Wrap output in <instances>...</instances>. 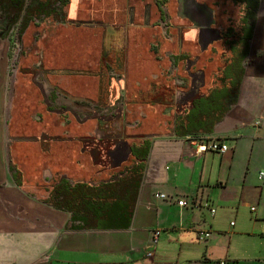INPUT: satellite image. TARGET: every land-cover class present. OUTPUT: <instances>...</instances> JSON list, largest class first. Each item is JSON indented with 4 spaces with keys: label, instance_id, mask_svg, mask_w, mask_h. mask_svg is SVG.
I'll list each match as a JSON object with an SVG mask.
<instances>
[{
    "label": "crops",
    "instance_id": "0c3cea01",
    "mask_svg": "<svg viewBox=\"0 0 264 264\" xmlns=\"http://www.w3.org/2000/svg\"><path fill=\"white\" fill-rule=\"evenodd\" d=\"M168 3L164 15L156 0H80L78 8L67 12L69 17L82 16L60 24L79 33L78 47H54L53 58L36 65L47 70L48 79L41 76L45 85L33 83L39 92L35 103L23 92L15 94L17 108L28 106L37 115L25 124L38 128L47 121L50 132H40L44 140L16 141L31 136L19 133L25 126L22 113L19 109L10 122L4 113L0 264H264L263 238L254 242L259 237L233 221L230 232L214 229V190L203 183V174L207 155L219 153H198V138L173 134L176 117L217 86L231 51L221 40L224 31L216 10L227 5L229 11L236 3ZM172 15L174 20H168ZM255 16L239 101L213 133L226 138L228 146L229 139H249L256 146L264 141V0H259ZM198 55L197 66L204 74L195 82L179 58ZM1 89L4 107L3 84ZM51 89L54 103L47 106ZM70 98L85 102L72 103ZM236 113L238 122L232 118ZM207 137L211 140V134ZM146 141V167L128 229L71 230L70 212L40 200L47 194L43 184L62 178L90 185L116 180L127 166L141 161L137 154ZM18 158L26 167L22 186L11 171ZM180 199L187 205L180 206ZM255 200L258 207L250 210H258V221L251 228L264 236V186ZM207 232L209 237H204Z\"/></svg>",
    "mask_w": 264,
    "mask_h": 264
},
{
    "label": "rangeland",
    "instance_id": "374dc122",
    "mask_svg": "<svg viewBox=\"0 0 264 264\" xmlns=\"http://www.w3.org/2000/svg\"><path fill=\"white\" fill-rule=\"evenodd\" d=\"M79 1L80 0H73L71 5L69 0V4L61 10L66 13L65 16L70 18V20H72V18L82 19L81 15V17L78 15L76 17H69L67 14V12L71 11L73 7L78 8ZM162 1L163 0H156V5L158 10L163 12L164 15L167 10L165 9L166 7L163 6H165L169 0H166L165 2ZM218 1L221 3L223 2L224 4L230 0ZM30 2L31 0H26V6H28ZM225 6L224 8L220 7L216 10L218 26L223 28L222 30L224 33L228 31L229 27H234L235 31H239L240 16L242 14L243 5L235 4V8H232L230 5V10L226 12L225 8L229 6ZM170 8L172 9V6ZM12 16V10L0 7V33L1 31L5 32L6 28L10 26L9 30L6 32L7 34L5 38L0 37V87L1 84H3L4 88H6L4 107H2L3 91L2 89L0 90V143L5 136V130H3L5 127V115L9 120L8 122H10V119H13V115L20 109L24 124L26 122L30 123L32 117L37 116L31 113V108L28 106L21 108L15 106V94L17 91L23 92L28 96L29 98L26 100H32V102L35 103L36 99H38L39 92L33 83L44 84L41 80V76L46 80L48 77L47 70L40 69L39 67H36V65L47 64V62H49L48 60L53 58L52 51L54 47L62 48L64 45L65 47L75 48L78 47L77 44L80 41L79 33L71 30L73 26H69L71 28L67 29L60 25L63 22L57 23L51 18L33 20L25 19V10H23L17 23L12 24ZM168 20L173 21V15L169 16ZM256 22L257 18L255 19V25ZM60 42H62L61 46L59 44ZM250 42L251 40L249 41V44ZM87 57L90 59V56ZM245 61L246 60L244 59L242 66H244ZM7 93L10 95L9 98H7L8 106L5 107ZM54 95V89H51L47 96V106H51L54 103ZM69 100L72 101V103L85 102L77 101L76 99L75 101L72 98ZM112 116L106 117L107 120H112ZM232 118L235 122L240 121L238 113L233 114ZM46 122L47 121H45L44 124L46 126L43 127V125H37L38 128L33 127L31 124H25V126H23V124V131H20L19 133L31 136L16 137L15 140L19 142L44 140L46 136H39L40 132H50L46 128H51L52 126L50 123ZM11 126L12 124H10V127ZM213 133L210 137L211 140L220 139L222 141H227L226 138L213 136ZM13 134H16L14 130ZM196 138L202 142L208 140L209 137H207V135H198ZM7 141V145L10 146V138L8 134ZM228 141L231 149L223 157L216 153H209L207 155L206 167L203 174V183H210L211 188L214 190L212 196L214 206L217 210L216 215L213 218L211 217L215 223L214 229L219 230L222 233L230 232L231 229L234 228L230 224L233 221L234 224H237V228H242V226H244L246 230H249L251 233L259 237V240L255 239L254 242L260 241L261 238L264 239V236L258 233V230L251 228L253 222L258 221L256 218L258 210L256 213H252L250 206L258 207L255 198L259 196V192L262 186H264V180L260 179V172H264V141L257 146L252 145L253 142L251 143L249 139H241L238 143H236L237 141L230 139ZM16 161V166L14 160L11 163V166L14 165L13 168L15 171L20 170L22 172V170L26 169V167L19 162V158L16 159ZM20 161L23 162L24 159H20ZM220 182H223V185H220ZM44 187L46 189L48 185L43 184L42 189H44ZM30 190L32 191L33 189L30 188Z\"/></svg>",
    "mask_w": 264,
    "mask_h": 264
},
{
    "label": "trees",
    "instance_id": "16d2710c",
    "mask_svg": "<svg viewBox=\"0 0 264 264\" xmlns=\"http://www.w3.org/2000/svg\"><path fill=\"white\" fill-rule=\"evenodd\" d=\"M233 2L243 5V10L240 16V30L235 31L234 27H229L223 35L224 44L228 46L231 55L217 76V86L208 94L193 99L190 110L176 117L173 129L176 137L212 134L215 126L239 101L245 73L242 62L248 54L249 41L253 37L255 10L259 0H233ZM67 4L69 0H31L28 6L26 0H0V7L12 10V24L17 23L23 10H25V19L51 18L57 23L66 22V13L61 10ZM9 27L5 32L1 31V38H5ZM146 143L137 154V158L141 161L127 166L116 180L90 185L86 182L72 183L62 178L46 189L44 187L47 194L40 200L56 209L70 212L72 216L68 228L71 230L128 229L132 224L146 167L150 141ZM13 167L14 165L11 166V171L14 180L17 185L22 186V172L15 171Z\"/></svg>",
    "mask_w": 264,
    "mask_h": 264
},
{
    "label": "built area",
    "instance_id": "2783aa9c",
    "mask_svg": "<svg viewBox=\"0 0 264 264\" xmlns=\"http://www.w3.org/2000/svg\"><path fill=\"white\" fill-rule=\"evenodd\" d=\"M197 144H198V147H197L198 153H203L206 151H212V152H217L219 154H224L229 150V146L224 141H222L220 139H215V140L208 139V140H204L202 142L199 140V142H197ZM263 177H264V172H260V178H263ZM157 196L162 198V199L167 198V196L165 194H162V193H159ZM178 204L180 206H186L187 201L180 199V200H178ZM205 206L209 207L210 205H209V203H207ZM252 210L254 211L255 207H252ZM211 212H212V214H215L216 209L211 208ZM231 224L234 225V222H232ZM202 235L204 237H209L210 233L207 232V233H203ZM148 254L151 255V253H148Z\"/></svg>",
    "mask_w": 264,
    "mask_h": 264
},
{
    "label": "flooded vegetation",
    "instance_id": "af4514ba",
    "mask_svg": "<svg viewBox=\"0 0 264 264\" xmlns=\"http://www.w3.org/2000/svg\"><path fill=\"white\" fill-rule=\"evenodd\" d=\"M211 20V19H210ZM221 35V40H223L224 42V32L220 33ZM200 56H184V57H180L179 61H183L184 63V70L185 72L189 75V77L191 76L192 78L195 79V82L199 81L200 78L202 77V75L204 74V69L203 68H199L197 66L198 62L200 61ZM204 77V76H203ZM201 82H198L196 84H199ZM195 84V85H196ZM193 101V100H192Z\"/></svg>",
    "mask_w": 264,
    "mask_h": 264
}]
</instances>
